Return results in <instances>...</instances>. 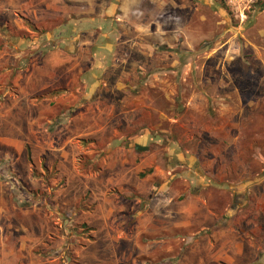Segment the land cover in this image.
Segmentation results:
<instances>
[{
    "label": "rangeland",
    "instance_id": "1",
    "mask_svg": "<svg viewBox=\"0 0 264 264\" xmlns=\"http://www.w3.org/2000/svg\"><path fill=\"white\" fill-rule=\"evenodd\" d=\"M114 2L126 24L110 41L74 37L57 10L65 0H0L3 250L25 242L17 250L66 264H252L264 249V212L245 182L264 157V0ZM106 46L116 53L104 78L124 99L101 102L98 119L94 101H70L84 80L65 67L87 68ZM145 126L147 149L125 155L128 182L108 186L113 211H96L107 135Z\"/></svg>",
    "mask_w": 264,
    "mask_h": 264
},
{
    "label": "crops",
    "instance_id": "2",
    "mask_svg": "<svg viewBox=\"0 0 264 264\" xmlns=\"http://www.w3.org/2000/svg\"><path fill=\"white\" fill-rule=\"evenodd\" d=\"M60 0H52L53 2V8H55V5H59ZM114 0H105L102 2L103 4L99 2V0H65V5L62 6L61 10L60 7L57 8L58 12L63 13V15H66V18L63 19V23L66 25H71L73 27L72 34L74 37H79L83 34L90 33L94 34L97 33V35L94 38H90L91 40H98L99 38H102L103 40H110L113 41L116 39L117 34H120L121 27L123 24H126L122 21L124 16V10L125 5H116L113 3ZM50 5L45 6L48 8ZM115 9L122 11V14L115 15ZM57 14V11L55 12ZM41 15H39L36 18H40ZM124 26V25H123ZM135 28L137 30H140V28H143L140 26V24H134ZM102 29V30H101ZM122 30V29H121ZM121 35V34H120ZM85 40H81L80 43H83ZM114 46V44H112ZM112 46H106L105 48L98 47L96 51H90L89 57L91 58L90 65L86 68V65L79 66L77 64L73 66H67L66 73L72 72V78L78 77L80 75L82 80H84L83 84L80 83V86L78 89H75L78 93H81V96L79 95H72L70 101H74L75 103H83L86 101H94L93 103H96V113L97 118L99 119L101 116V112L109 111V104H113V101L117 100H123L118 98L117 96L113 95V92H116L119 90L122 86V83L114 82L113 86L110 85L104 78L105 70L104 66L106 65V68L111 65V62L115 56L116 50ZM67 56H84L82 53H66ZM109 61V63H107ZM59 66V65H58ZM74 72V74H73ZM103 73V79L99 78V75ZM75 75V76H74ZM90 75L91 79L88 81V78ZM71 78V77H70ZM87 78V79H85ZM80 79V78H79ZM111 87V88H110ZM65 88V87H64ZM71 95V94H70ZM101 102H105V108L102 109L99 105ZM100 107V108H99ZM127 112V111H126ZM125 111H123V114H126ZM161 117V116H159ZM154 127L152 126H145L144 132L141 134H129L125 136V134L120 135L117 139H115L114 134L117 131L115 128H110V132L107 135L108 140H106V144L104 145L103 149H101V152L97 154L98 161L100 164L98 166V170L96 172V176L100 177L102 181H100L101 188L100 190L92 193V198L96 200L95 203V210L98 209L102 211V213H105L106 215L109 212L113 211L112 204L109 206L108 204L104 208L103 201L107 200L113 201L115 197L114 192H110V188H108L109 185L112 187L115 186L116 182H120L122 179L124 181L128 182L127 178L130 172V168L127 167V165H130L129 159L126 154L129 155L130 151H134V145H140V146H147L146 143L150 135V131ZM98 132H100L98 130ZM204 132V131H203ZM149 135V136H148ZM124 137H127V140H129L128 144L126 145L122 140ZM132 146L133 148H130ZM259 155V154H257ZM211 163V162H210ZM213 163V162H212ZM226 163V162H225ZM209 164V163H208ZM214 164V163H213ZM198 166V165H197ZM172 167V166H171ZM199 167V166H198ZM226 168L225 164L222 162V164H219L220 168ZM241 167V166H240ZM252 167L254 170L251 171V174L247 175V180L245 181L248 184H251L252 190L256 192V210H259L261 208V211L264 212V157L262 156L261 159L256 158L252 161ZM106 170V171H105ZM127 170V171H126ZM247 173V172H246ZM205 177H201V180H203ZM200 179L194 178V182L199 183ZM220 183V182H219ZM203 184V183H202ZM129 188L128 184H122ZM247 185V184H246ZM107 188V189H106ZM128 190V189H127ZM109 191V192H108ZM241 192L244 193V189H241ZM109 193V194H108ZM243 197V194H240ZM244 201H240L239 204L242 205ZM237 207V206H236ZM104 209V211H103ZM259 218V217H256ZM258 220V219H257ZM257 223V222H256ZM259 224V223H257ZM259 228V227H258ZM1 238V237H0ZM262 246H258L259 249H263L261 247H264V240L261 239ZM7 241H3L0 239V264H51V262L57 261L59 258H62L61 263L59 264H66L64 261V257L61 255L59 257H50L47 260H43L42 258H34L32 249L26 250V243L23 242L21 247L20 245H16V243H13V246L11 248L5 247ZM25 249L23 251H19L17 249ZM86 246H81L79 249V252L83 253L84 250H86ZM236 253L241 255L242 251V244H235ZM260 250V251H261ZM17 251L21 252V254L16 255ZM263 253L254 255V259H252V264H264V249L262 250ZM261 251V252H262ZM27 253L30 255V257L26 256ZM32 254V255H31ZM227 258L231 257V255L226 256ZM240 260H248L249 257H239ZM251 258V257H250ZM249 258V259H250Z\"/></svg>",
    "mask_w": 264,
    "mask_h": 264
},
{
    "label": "built area",
    "instance_id": "3",
    "mask_svg": "<svg viewBox=\"0 0 264 264\" xmlns=\"http://www.w3.org/2000/svg\"><path fill=\"white\" fill-rule=\"evenodd\" d=\"M231 5H239L243 0H226Z\"/></svg>",
    "mask_w": 264,
    "mask_h": 264
},
{
    "label": "trees",
    "instance_id": "4",
    "mask_svg": "<svg viewBox=\"0 0 264 264\" xmlns=\"http://www.w3.org/2000/svg\"><path fill=\"white\" fill-rule=\"evenodd\" d=\"M134 149L139 151V150H145V149H147V147L146 146H140V145H134Z\"/></svg>",
    "mask_w": 264,
    "mask_h": 264
}]
</instances>
